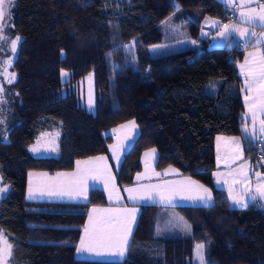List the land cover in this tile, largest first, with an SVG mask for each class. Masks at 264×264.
Instances as JSON below:
<instances>
[{"label":"trees","instance_id":"obj_1","mask_svg":"<svg viewBox=\"0 0 264 264\" xmlns=\"http://www.w3.org/2000/svg\"><path fill=\"white\" fill-rule=\"evenodd\" d=\"M206 16L230 17L220 0H14L12 31L21 39L8 85L7 139L0 138L7 186L0 231L12 245L9 264H200L193 261L198 244L204 264H264V207H232L213 179L215 137L241 134L237 64L248 46L209 47L200 33ZM166 22L180 34L165 36ZM62 69L70 72L66 80ZM88 74L94 111L69 90ZM127 120L138 133L115 167L117 185L132 182L143 151L155 148L157 169L173 165L196 178L213 203L141 204L123 259L79 257L89 209L107 202L103 189L90 188L87 201L29 200L28 173L108 154L110 130ZM48 132L57 135V151L34 155L30 146ZM244 142L261 161L258 144ZM170 211L185 221L178 234L162 230Z\"/></svg>","mask_w":264,"mask_h":264},{"label":"snow or ice","instance_id":"obj_2","mask_svg":"<svg viewBox=\"0 0 264 264\" xmlns=\"http://www.w3.org/2000/svg\"><path fill=\"white\" fill-rule=\"evenodd\" d=\"M227 7L235 8L239 12V20L235 23H221L220 21H213V27L217 28V36L220 40L226 41L229 46L232 43V38L238 36L240 40L244 41L247 47L251 44L253 49H261L260 51H254L249 53L245 57L244 64L240 65L241 75L244 77V87L242 91L245 92V107L251 114V128H249L246 122L242 128V132L245 137L250 138L252 141H264V0H242L237 5L236 0H223ZM12 0H0V41H6V36L3 33V21L8 15H10L8 9L11 7ZM255 4V6H252ZM259 28L258 33L256 29ZM206 34V33H202ZM255 38V43H253ZM20 40L19 36L10 40L11 51L15 53L17 42ZM192 43H195L193 41ZM131 49V46H127ZM160 48L166 47V45L158 46ZM155 51V49H154ZM111 55V54H109ZM10 65L11 61H6ZM61 75L67 76L68 73L63 69ZM14 74L8 79V83L14 80ZM4 88L0 86V93H3ZM5 100L0 95V103H4ZM92 101L89 100V106L91 107ZM4 120L0 119V124H3ZM129 124L135 127V122L130 121ZM121 127H127L122 125ZM115 131V130H114ZM220 139L219 137L217 138ZM233 147L236 150V155L233 157V161L242 158L243 149L241 147V141L239 137L231 138ZM109 149L113 152V158L117 161L119 157L117 155L116 145H109ZM32 151H38V148L33 147ZM48 151H57V147L53 144ZM153 152L155 149L152 150ZM262 153H264V145H262ZM147 155V153H146ZM95 161H105L106 157L98 156L91 158ZM261 161H264V154L261 155ZM77 172L72 174H57L71 175L73 180L71 184H64L57 181L50 185L40 186L33 188L31 180L29 181L28 197L35 198L37 196H50V197H68L70 199L82 198L87 201V184L86 181L89 177L96 178L104 175V169L100 167L81 169L82 163L88 162L77 161ZM219 163V157H218ZM106 167V166H105ZM245 165H241L240 168L244 169ZM173 171H175L173 169ZM46 175V174H45ZM159 175V173H157ZM217 177L220 173H214ZM256 177L255 189L251 185L249 178V171H240L239 175L234 177L232 184L241 185V191L237 193L235 189L229 187V199L232 200L234 205L239 207H247L249 202H256L258 200H264V173L256 171L254 173ZM32 176V173H29ZM141 177L138 174L137 180ZM110 176L105 179V187L107 188ZM188 183L194 185L195 188H189L182 184L175 186H169V182H165L163 185H139L138 187H129L125 191L128 192V199L133 203L132 208H122L116 210L104 209L102 211L112 213L108 217H94L93 213L97 209H93L88 213L89 223L85 225L83 232L84 235L80 237L79 245L76 246L77 254L89 253L97 256L111 255L123 257L128 245V239L131 235V225L136 218L135 205L141 200H148L152 203H163L167 205H173V201L179 197L181 200H199L204 204H208L212 200V195L209 189L204 185L198 184L196 181H191L188 178ZM217 183L220 180L217 179ZM227 183V181H225ZM6 186H0V193L6 191ZM109 199H112L111 192L109 193ZM182 219V218H181ZM204 245L198 244L196 247V254L200 260V264H204L203 255ZM12 255V245L4 238L3 232L0 231V264H9V258Z\"/></svg>","mask_w":264,"mask_h":264},{"label":"crops","instance_id":"obj_3","mask_svg":"<svg viewBox=\"0 0 264 264\" xmlns=\"http://www.w3.org/2000/svg\"><path fill=\"white\" fill-rule=\"evenodd\" d=\"M222 1L224 7L228 10L229 12V19L227 20H221L220 18L217 17H212V16H206L202 19L201 21V35L205 37L208 40L209 35H212L214 37L212 41V46L211 47H216V46H222V45H227L228 47H232L233 45H237L238 47H246L244 44L243 40H240L238 36H234L232 38V43L229 46V44L226 41H222L218 38L217 36V28L213 27V21H220L221 23H235L238 22L239 20V12L235 8L227 7L223 0ZM242 2V0H236L237 5H239ZM252 6H255L253 4ZM256 31L259 33L260 29L257 28ZM206 33V34H202ZM214 42V43H213ZM253 43H255V38H253ZM261 49H253L251 44L248 45V48L246 49L242 59L238 61V71L239 74L242 78V84L240 88L242 100H243V111H242V116H243V124L241 127V134L237 135H230V134H218L215 137L214 140V150H215V167L213 169V179L215 184L220 187L225 189L228 199H229V187L232 186L237 193L241 191V185H233L232 181L234 177L239 175L240 171H249V178L251 181V185L253 187V190L255 189V184H256V177L254 173L256 171L264 173V162H261L260 160H255L253 159L249 154L246 153V146L244 142V138H246L247 141L249 142H254L257 144H260L262 141H252L250 138L245 137L244 133L242 132V128L244 127L245 123H248L249 128H251V114L249 113L248 109L245 107V92L242 91V88L244 87V77L241 75L240 72V65L244 64L245 62V57L249 55V53L254 52V51H260ZM130 121L133 120H127L123 123H120L119 125L113 127L110 132L112 134V142L110 145H116L117 149V155L119 157V160L117 161L116 159L113 158V152L109 149L108 154H103V155H97V156H92V157H86V158H80L75 161V164L72 169L68 170H57L54 172H48V174L45 175L44 171L45 170H31L29 173H33L34 177V184L33 188L40 187V185L45 186L43 183L44 178H47V181L49 182L50 185L54 182L60 181L63 182L64 184H71L73 177L71 175H60L57 176V174H72L77 172V161L85 162L87 161V164L82 163L80 165L81 169L85 168H96L100 167L104 169V175L103 176H98L96 178L89 177L88 180L86 181L87 184V197H88V191L92 187H100L103 189L106 200L107 202L105 204H98V205H93L89 209V212H92V210L95 208L97 211L93 213L94 217H108L109 215H114V211L112 213L109 212H104L102 210L104 209H109V210H116V209H122V208H132L134 207L133 203L128 199V192L125 191L126 188L129 187H138L139 185H163L165 182H169V186H175L177 184H182L184 186H187L189 188H195L194 185H190L188 183V178H190L191 181H196L198 184L204 185L202 182L197 180L196 178L192 177L189 174L182 173L180 172L175 166L173 165H167L161 169H157L155 167V161L157 158V150L155 148H149L145 151H143L141 155V162H142V167L139 172H137L134 176V179L132 182L124 184L122 186L117 185L116 183V176H115V167L118 166L120 163L122 154L129 148L131 145L132 141L136 137L138 133V127L135 123V127H132L131 124H129ZM122 125H127V127H121ZM115 130V131H114ZM220 138L219 140L217 138ZM233 137H239L241 141V147L243 149L242 152V158L237 159L233 161V157L236 155V150L233 147V142L232 139ZM263 143V142H262ZM155 149L153 152L152 150ZM147 153V155H146ZM98 156H103L106 157L105 161H95L92 160L91 158L93 157H98ZM218 157H219V163H218ZM147 158V161L145 162V159ZM246 167L244 169H241V165H245ZM106 166V167H105ZM173 169L175 171H173ZM29 173H28V179H27V186H26V195L28 192V187H29ZM159 173V175H157ZM214 173H220V176L217 177L214 175ZM140 175V179L137 180V175ZM110 176L111 179H109L107 188L105 187V179ZM217 179L220 180V183H217ZM227 181V183H225ZM205 188L209 189L206 185H204ZM211 192V190L209 189ZM111 192L112 194V199H109V193ZM212 195V200L208 203L211 204L213 203V194ZM71 200V201H85L82 198H75V199H70L68 197H50V196H43L41 198L35 197L34 199H29V200ZM251 202V201H250ZM229 203L231 204L232 207H237V208H242L237 205H234L232 203V200L229 199ZM255 203L258 205L264 207V200H258ZM141 204H158V205H164V206H174V205H199V204H204L199 200H181L179 197H177L173 201V205H167L163 203H152L151 201L148 200H141L139 201L138 204L135 205L136 208V218L139 212V206ZM135 221L131 225V235L135 226ZM89 223V217H87V220L82 228V233L81 236L84 235L83 229L86 224ZM131 235L129 236L128 239V245L131 239ZM80 242V240H79ZM78 242V245H79ZM128 245L125 250V255L123 257L119 256H111V255H101L97 256L95 254H89L87 252L77 254V256L82 257V258H90V259H103V260H120L123 259L128 250Z\"/></svg>","mask_w":264,"mask_h":264},{"label":"rangeland","instance_id":"obj_4","mask_svg":"<svg viewBox=\"0 0 264 264\" xmlns=\"http://www.w3.org/2000/svg\"><path fill=\"white\" fill-rule=\"evenodd\" d=\"M14 3V0H12V4L13 5ZM163 30H164V33H165V36H173V35H178L180 33L177 32V30H174L173 29V25L166 22L164 23L163 25ZM201 33V32H200ZM16 36H19V35H16ZM15 36V37H16ZM14 37V39H15ZM20 37V36H19ZM208 37V46L211 47L213 44H212V41L214 40L212 37V35H209L207 36ZM21 39V38H20ZM20 40L17 42V47H16V51L15 53H13L11 51V58L7 61H11L10 65L9 64H5V72L9 73V76L5 78V83H8V79L14 74V76L16 77V73L15 71L10 67L12 66V62L15 58V55H16V52H17V48H18V44H19ZM214 43V42H213ZM10 45V43H9ZM9 51L11 50V48H9ZM10 68V69H9ZM10 71V72H9ZM65 72L68 73L67 76H63L61 75L62 79L63 80H66L69 78L70 76V72L69 71H66L64 70ZM15 80V78H14ZM13 80V81H14ZM12 81V82H13ZM11 82V83H12ZM9 83V85L11 84ZM69 90H73L76 95H77V98L79 100V102L81 104H83L88 110H91V111H94L95 109V101H94V81H93V76L91 74H88L86 75L84 78H82L80 81H78L77 83H75L74 85H72ZM66 90L63 89V92H65ZM7 97V95H5ZM5 97V98H6ZM91 99L92 101V104H91V107L89 106V100ZM5 102L2 103L3 105V110H0V119L4 120V123L3 124H0V138L2 140H6L7 139V131H8V110H9V102H8V99H4ZM56 133H43L42 135H40L38 137V139L30 146V150L33 148V147H36L38 148V151L34 152L31 150V152L34 154V155H45V154H51L53 153V151H48L46 149H49L51 146H53V144L56 146ZM147 161V158L145 159V162ZM44 174H48L46 171H44ZM31 180V183H32V186L34 184V177H33V173H32V176L29 177V181ZM43 183L44 185H47L49 184V182L47 181V178L45 177L44 180H43ZM35 185V184H34ZM43 185V184H42ZM40 185V186H42ZM0 186H6L3 181H2V178H1V175H0ZM6 189H7V186H6ZM29 189V187H28ZM6 191H4L3 193H0V197H2L4 194H5ZM38 198H41L43 196H37ZM26 198L27 199H30L28 197V192H27V195H26ZM31 199H34V198H31ZM182 217L178 216V214L174 211H170V216L163 220V226H162V230H165V233H176L178 234L179 232H177L178 230L176 229L179 225H185V222L184 219H181ZM179 223H183V224H179ZM161 228H159L158 232L159 231H162ZM163 232V231H162ZM4 238L8 241L6 235H4ZM9 243V241H8ZM198 257H197V254H196V251H195V256L193 258V261L195 263H199L198 262Z\"/></svg>","mask_w":264,"mask_h":264},{"label":"flooded vegetation","instance_id":"obj_5","mask_svg":"<svg viewBox=\"0 0 264 264\" xmlns=\"http://www.w3.org/2000/svg\"><path fill=\"white\" fill-rule=\"evenodd\" d=\"M8 11L10 15H8L3 21V33L6 36V41H0V86L4 88L3 93H0V95H2L4 99L7 98L5 95L8 94L9 85V83H5V78L9 76V73L5 72V64L6 61L11 58L12 54L11 50L9 51L8 47L11 48V46L9 45L10 40L14 39V37L17 35L12 31V5L8 9ZM0 110H3L2 103H0Z\"/></svg>","mask_w":264,"mask_h":264},{"label":"built area","instance_id":"obj_6","mask_svg":"<svg viewBox=\"0 0 264 264\" xmlns=\"http://www.w3.org/2000/svg\"><path fill=\"white\" fill-rule=\"evenodd\" d=\"M262 145H264V143H260V144H258V147H259V149H261L262 150ZM262 154H264V153H262V152H258V156L261 158V155Z\"/></svg>","mask_w":264,"mask_h":264}]
</instances>
